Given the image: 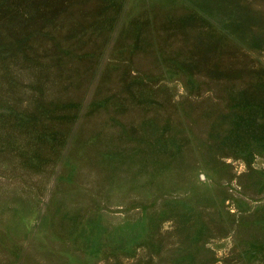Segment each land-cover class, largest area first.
<instances>
[{
    "label": "rangeland",
    "instance_id": "1",
    "mask_svg": "<svg viewBox=\"0 0 264 264\" xmlns=\"http://www.w3.org/2000/svg\"><path fill=\"white\" fill-rule=\"evenodd\" d=\"M0 264H264V0H0Z\"/></svg>",
    "mask_w": 264,
    "mask_h": 264
}]
</instances>
